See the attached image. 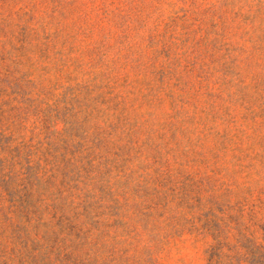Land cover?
I'll use <instances>...</instances> for the list:
<instances>
[{
  "label": "rangeland",
  "instance_id": "1",
  "mask_svg": "<svg viewBox=\"0 0 264 264\" xmlns=\"http://www.w3.org/2000/svg\"><path fill=\"white\" fill-rule=\"evenodd\" d=\"M0 158V264H264V0H0Z\"/></svg>",
  "mask_w": 264,
  "mask_h": 264
},
{
  "label": "trees",
  "instance_id": "2",
  "mask_svg": "<svg viewBox=\"0 0 264 264\" xmlns=\"http://www.w3.org/2000/svg\"><path fill=\"white\" fill-rule=\"evenodd\" d=\"M3 161L0 158V170L2 169V165ZM31 167H28V172L26 174V177L24 179V184H23V194L20 195L19 200L21 201V206L23 208V211L25 212L26 216H31V213H36V209H31V207H33V203H32V189L35 188L39 182V180L37 179V175L32 173V170L29 171ZM12 177H9V180ZM3 182L8 183V179H4ZM36 250V247H32V252H34ZM28 258H31L30 260L33 262H36V255L28 256ZM4 262L2 260H0V263Z\"/></svg>",
  "mask_w": 264,
  "mask_h": 264
}]
</instances>
